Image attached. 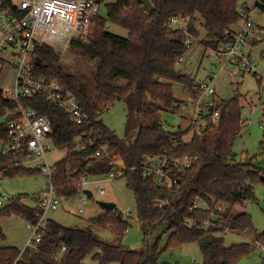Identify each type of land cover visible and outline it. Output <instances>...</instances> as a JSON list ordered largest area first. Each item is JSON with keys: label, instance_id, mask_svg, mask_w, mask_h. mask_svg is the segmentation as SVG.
<instances>
[{"label": "trees", "instance_id": "16d2710c", "mask_svg": "<svg viewBox=\"0 0 264 264\" xmlns=\"http://www.w3.org/2000/svg\"><path fill=\"white\" fill-rule=\"evenodd\" d=\"M150 1L152 9L142 0H117L107 4V15L96 17L89 38L72 42L71 48L94 62L89 72L65 63L51 46L37 47L36 54L42 59V64L36 67L37 74L60 81L75 96L88 114L84 122L74 121L44 95L25 101L40 115L49 117L53 143L67 148V156L56 162L54 182L60 195L80 194L83 188L79 187L78 180L82 173L107 174L118 167L111 156L120 155L126 166L123 176L136 200L139 222L157 225L165 220L162 234L150 251L145 247L132 249L122 242L104 239L90 227H68L49 219L41 242L37 248L23 252L21 264H172L161 259L165 250L197 242L207 234L212 241L201 247L203 264H234L250 255L258 242L264 243V232L257 233L250 243L232 246L225 245L223 236L229 230L253 228L251 214L238 210L237 205L256 200L255 185L264 182V169L252 159L245 162L232 159L234 142L245 122L241 111L242 94L237 90L230 99L217 95L213 110L219 111L218 123L193 135L190 141L184 139L185 130L168 131L162 120V109L184 105V100L175 96V84L183 85L187 95H195L197 83L195 77L177 68L176 52L185 34L168 30L167 20L182 14L189 20L190 32L198 36L201 24L205 30L201 43L206 48L216 49L225 40V31L238 23L239 7L244 0ZM2 2L14 5L13 0ZM261 7L264 9V5ZM110 25L121 26L128 34L115 33L109 29ZM116 100L123 101L127 108L124 137L101 118ZM12 106V101L4 98L0 88V116H5ZM262 120L264 122V106ZM7 137L6 121L0 125V146ZM84 137L86 147L76 149V143ZM163 153L195 158L192 166L177 172L179 184L171 190L155 187L152 177L144 175L139 167L132 168L140 165L146 155ZM10 160L0 154L4 175L36 172L19 166L9 167ZM90 166H93L92 171L88 170ZM198 200L205 206H199ZM116 209L90 218V226L109 229L122 237L130 226L118 217L120 212ZM36 210L18 195L0 209V219L15 214L34 221ZM213 213L219 214L218 219L212 218ZM167 232L170 233L167 245L161 250L159 241ZM0 235H3L1 226ZM21 250L15 246L0 247V264H12Z\"/></svg>", "mask_w": 264, "mask_h": 264}, {"label": "built area", "instance_id": "2783aa9c", "mask_svg": "<svg viewBox=\"0 0 264 264\" xmlns=\"http://www.w3.org/2000/svg\"><path fill=\"white\" fill-rule=\"evenodd\" d=\"M13 3L14 5H4L2 2L0 6V62L10 63L15 72L12 83L2 88L4 98L12 101L13 106L7 109L5 115L8 137L0 146V154L11 159L9 167L34 169L49 180L36 200V219L28 220L27 223L31 231L30 238L12 263L21 264L19 260L23 252L37 248L41 242L48 227V212L57 209L61 204V197H64L58 193L54 182L56 163H51L48 157L53 143L51 121L49 117L40 115L25 100L44 95L49 103L64 109L77 123L88 118L80 102L60 81L37 74L36 50L40 45H48L63 54L71 48L74 40H87L92 33L94 21L100 14L102 0H18ZM238 24V28L233 26L225 31V40L216 49L207 47L204 53L208 56L211 55L210 52L216 55L219 61L213 67H219L220 72H228L239 79L251 74L258 82H262L264 90V74L259 71L249 52L254 44L264 41V26L255 21L252 9L246 3L239 7V21L236 25ZM165 27L185 34L183 43L176 52V63L187 61L194 44L201 42L198 35L190 32L188 18L182 14L175 15L167 20ZM220 72L211 71L205 78L197 81L194 87L196 94L187 95V99H184V104L191 111L189 131L193 135L201 134L208 126L219 121V111L213 110V107L216 105V80ZM244 109L242 105L241 111ZM85 141V137L80 139L75 148L84 149ZM111 160L118 167L96 181H113L125 174L126 166L124 163L119 164L122 160L120 155H112ZM194 161L195 158L189 155L163 153L146 155L140 165L132 168L139 167L144 175L152 177L155 187L171 190L179 184L177 172L186 170ZM3 169L5 166L0 171ZM78 183L84 194L79 197V201L84 203V186L91 183L89 175L82 173ZM100 192L104 193V188L101 187ZM83 212L82 207L75 211L77 214ZM120 214L123 218L138 219L137 210L132 216L130 208L120 211ZM218 217V213H213V219ZM257 247L264 254V243L258 242Z\"/></svg>", "mask_w": 264, "mask_h": 264}, {"label": "rangeland", "instance_id": "374dc122", "mask_svg": "<svg viewBox=\"0 0 264 264\" xmlns=\"http://www.w3.org/2000/svg\"><path fill=\"white\" fill-rule=\"evenodd\" d=\"M15 3L18 0H13ZM117 0H102L101 16L107 15V4ZM259 1V5L257 2ZM248 7L252 9V15L259 24L264 26V0H244ZM203 22L202 19L199 20ZM199 25L200 36H204L205 30ZM109 29L115 33L126 36L127 29L121 26L110 25ZM252 56L257 64L259 71L264 74V41L252 46ZM206 47L200 42L195 43L188 54V61L177 65V68L183 72L197 78L205 77L211 71L220 72L219 67H213L218 64V58L212 52L210 56L205 55ZM65 63L78 66L84 72L94 67V62L79 55L75 49L70 48L67 52L61 54ZM15 72L10 63L2 64L0 62V88L10 85L13 81ZM238 81L240 82L238 84ZM262 82H258L251 74H246L243 78L231 76L228 72L222 71L218 74L216 80L217 91L223 99H230L237 90L242 94V105L245 109L242 111V120L244 122L241 134L235 140L233 145L232 159L236 162H245L248 159L264 169V122L262 120V107L264 106V90ZM249 94L250 96H247ZM175 96L179 99H187L186 91L183 85L175 84ZM251 100L254 102L251 103ZM163 106V103L157 101ZM126 113L127 108L123 101L116 100L105 112L101 114L104 123L112 128L119 136L126 135ZM190 109L184 104L181 108L162 109V120L165 129L168 131H178L180 128L186 131L184 139L190 141L193 137L189 131ZM6 122L5 116H0V125ZM136 134L134 133V136ZM67 156V148L57 147L51 143V150L48 157L51 163H56ZM91 183L84 186L92 192V196L86 194V202H80L79 197L84 196L83 192L72 197H61L60 206L48 212L47 216L68 227H90L98 232L101 237L114 243L122 242L132 249L146 248L151 250L158 237L162 234L165 227V220L157 225H151L148 221L139 222V228L129 227L122 237H118L109 229H99L90 226L89 219L104 212L100 201H110L117 205L116 211L120 212L127 208L132 211V216L136 214V200L134 193L127 187V179L122 176L113 181L107 179L102 182L96 180L103 179L104 175L88 174ZM48 177L41 172L19 173L16 175H4L0 171V209L8 206L12 199L18 195L22 196V201L31 207L36 206L37 198L41 190L47 185ZM79 185V184H78ZM79 187H81L79 185ZM105 192L101 193L100 188ZM256 200L246 204L237 205L240 211H247L251 214L253 228L247 231H226L223 234L226 246H232L240 243H250L255 240L257 233L264 232V182L255 185ZM199 206L205 204L198 200ZM82 207L84 212L77 214L75 211ZM28 220L19 215H4L0 219V226L3 235H0V247L15 246L24 249L31 231L27 227ZM170 233L163 234L160 243V249L167 245ZM162 260L172 264H203L204 256L201 246L197 242H187L182 245L165 250L161 257ZM264 254L260 247L254 248L250 255L243 257L234 264H263Z\"/></svg>", "mask_w": 264, "mask_h": 264}, {"label": "water", "instance_id": "95a60500", "mask_svg": "<svg viewBox=\"0 0 264 264\" xmlns=\"http://www.w3.org/2000/svg\"><path fill=\"white\" fill-rule=\"evenodd\" d=\"M144 1L145 5L149 8V9H152L153 8V4L151 3L150 0H142ZM2 5V2L0 1V6ZM36 64L38 66H40L42 64V59L38 56L36 58ZM124 162L123 160H121L119 162L120 165H122ZM88 170L92 171L93 170V166H90L88 168ZM84 192L90 197L92 196V192L88 189H85ZM101 207L104 209V211H115L117 205L116 203L114 202H110V201H100L99 202ZM118 217L120 219H123L126 223L129 224L130 227H133V228H139V220L137 218L135 219H132V218H123L121 216V214L119 213L118 214ZM212 241L211 239V236L210 235H204L202 236L198 241H197V244L201 247L205 246L207 243H210Z\"/></svg>", "mask_w": 264, "mask_h": 264}, {"label": "crops", "instance_id": "0c3cea01", "mask_svg": "<svg viewBox=\"0 0 264 264\" xmlns=\"http://www.w3.org/2000/svg\"><path fill=\"white\" fill-rule=\"evenodd\" d=\"M240 24H238V25H236V26H234L235 28H238V26H239ZM252 50H253V48L251 47L250 49H249V52H250V54L252 55ZM253 57V56H252ZM187 61H188V56H187ZM187 61H184V62H187ZM257 65V64H256ZM208 75V74H207ZM206 75V76H207ZM205 76V77H206ZM205 77H201V78H197V76H195V78H196V82L197 81H199V80H201V79H203V78H205ZM218 90V89H217ZM218 95L220 96V94H219V92H218ZM247 96H250L249 94H247ZM252 102H254L253 100H251V103ZM35 207V206H34ZM74 212H75V209L73 210ZM101 214V213H100ZM99 215V214H98ZM49 218V217H48ZM49 219H51V218H49Z\"/></svg>", "mask_w": 264, "mask_h": 264}]
</instances>
